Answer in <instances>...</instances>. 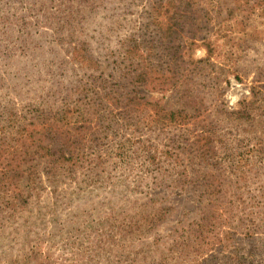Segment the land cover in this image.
Masks as SVG:
<instances>
[{"label":"rangeland","instance_id":"rangeland-1","mask_svg":"<svg viewBox=\"0 0 264 264\" xmlns=\"http://www.w3.org/2000/svg\"><path fill=\"white\" fill-rule=\"evenodd\" d=\"M155 1L0 0V191L27 199L0 202V264H264V0H190L175 59L154 36ZM166 1L151 16L174 14ZM240 2L248 13L232 15ZM204 35L218 46L210 64L198 63ZM130 41H144L147 84L116 64ZM81 42L119 101L75 92L97 77L71 62ZM173 66L177 89L156 82ZM160 109L189 122L166 127ZM48 150L68 160L51 164ZM151 201L172 208L157 227L144 220ZM210 215L205 243L174 247L176 231Z\"/></svg>","mask_w":264,"mask_h":264},{"label":"trees","instance_id":"trees-1","mask_svg":"<svg viewBox=\"0 0 264 264\" xmlns=\"http://www.w3.org/2000/svg\"><path fill=\"white\" fill-rule=\"evenodd\" d=\"M18 1H23V0H18ZM167 2L168 0L166 1V3ZM153 3L155 5L154 7L151 8V10H149V13H150L149 19H151L152 24L153 25L156 24L158 28V32L155 31L156 33L154 34V36L158 37V41L165 40V38H168V43H166L165 45L168 49L171 48V56L173 59H175L177 56L176 51L179 52V47L177 46L172 47V46H173V43L177 41L176 37L180 35L183 29V25L185 23L184 21L181 20L182 16H184L182 15V13H185V14L188 13V9L191 8L192 2L190 0H171L168 5H171V7H173L176 10L174 11V14H172L171 16H169V18H167V20L166 19L161 20L155 16H151L152 13H158V10L162 9L164 0H156ZM176 4H179V5L184 4L185 5L184 11L183 12L180 11L182 6L178 7L176 6ZM241 4L244 7H241ZM241 4L240 5L238 4V6L236 5L234 9H230L232 12V15L240 11L245 12L243 10L245 7H246V13H248L247 10L250 8L248 6L249 3L244 2ZM165 14L167 16L168 12H166ZM232 19H235V20L234 21L231 19H227V20L232 21V26L234 25V29H236V26L238 27L241 26L240 27L241 29L245 27L244 24L241 22L242 19H239L238 17L232 18ZM81 33H84V32H81ZM170 41L173 43H170ZM125 42H124V45H125ZM153 42L151 41V45L145 46L146 51L149 52V51L155 50ZM141 44H144V41H140L139 43L130 41L128 45H125V49H123V59L116 64L123 66V69H122L123 76H124L123 78H133L134 80H136V83L138 82L139 84H144V83L147 84L150 77L153 78L154 76L153 74L155 73V70L152 69V67H150V63L148 62L147 58H143L144 55L140 54ZM193 44L194 42L190 43V47H192ZM200 46L206 50V57L198 61V63L210 64L211 59L215 56L218 46L217 45L213 46V42L208 37V35H204V37H202V43ZM70 55H71V62L76 64L80 71L85 72V74L89 72L91 76L94 74L97 75V77L92 78L91 80L92 82L90 83L91 85H88L87 83H85V85L79 84V86L76 87L77 89L75 88L76 90L75 92H77V95H79L81 99L86 101L89 97V93L99 96V92L97 91V89L101 91L103 89L105 91V94H104L105 97L111 102L120 100V96H116V92H114L113 90L114 86L111 85L108 82V80H104L103 78L104 72L99 74V72H101L100 70H101L102 64L99 62V59L97 58V53L93 47V44H90L88 42H81L78 48H75ZM191 60L192 59H190V63H191ZM125 63H127V67L126 66L124 67ZM173 67L176 68L175 66ZM177 70H178L177 68H176V71L172 70L169 77H160L156 79V82H158L162 86L164 85L169 86V88H171V86L176 85L175 87L176 89L179 86H181V84L185 85L186 82L182 81V75ZM98 80H102L103 83H101ZM181 91H183V93H187L189 89L183 86ZM85 95L88 96L87 99L86 97H84ZM128 99H129V102H133L134 100V99H131L130 95H128ZM185 106L190 107L191 103H185ZM188 115L189 114L185 113V109L178 110L176 112H169V113H167L163 109H160V111L157 113V118L160 119V122H162L163 124L166 122V125H165L166 127H168L169 125L171 126L175 125L178 127H182V126H185V124L189 122L190 117ZM237 115L238 117L240 116L244 119L245 118L248 119L247 117H245L246 113L242 114L238 112ZM50 130L51 128L49 129V131ZM21 133L22 135H25L26 133H29V129L28 130L24 129ZM28 135L31 137L30 133ZM205 138L206 137H197L194 143V146L197 145L200 140H204ZM5 146H9V144H5ZM48 151L50 152L49 154L51 158L50 163L56 164L57 163L56 158L58 157L57 156L58 151H50V150ZM58 153L60 154L59 161L68 160L66 159V157H64L65 156L64 152L59 151ZM206 153H209V150H207ZM203 155L204 154L201 153L200 157H202V159L204 160L206 159V157H204ZM169 158L175 160V164L178 165V161L180 159L178 154L170 152ZM8 169L11 170L10 168ZM9 172L10 171H6V170L0 171V176L1 177L7 176ZM33 176H34V173L31 172L28 177V180L31 184L34 182ZM16 177H18V173L15 175V178ZM0 190H1V187H0ZM214 192H216V189H213L211 191V193H214ZM3 194L4 193L0 191V202L3 203L4 207L11 206L13 208H23L27 204V199L24 197V194H22L21 192L19 194H16L14 197L12 196L11 198L17 202L10 201V199L6 198L8 193L4 194L5 198L3 197ZM161 203L162 202L151 201V203H148V205L146 204L147 206H145L146 216L144 220L146 223H148V225L152 227L159 226L162 222L166 220L167 215H169L170 212L172 211L171 207H168L167 205H162ZM203 217L204 218H202L201 220L200 218L199 220L194 219L193 221L188 223V226H186L185 228L182 227L180 228L179 231L175 232L176 235L174 236L175 239L173 241L174 247H177V244H179L180 242L179 241L180 238H182V240L184 239L185 242L187 240V243L184 242L185 246H190L189 243L194 244L197 241H199L200 243L206 242L207 234H208L210 224H211L210 219L213 217V215H210V217L209 216H203ZM226 239L230 241L232 240V238L229 235L226 237ZM251 242H253V240ZM182 245L183 243L181 242L180 246Z\"/></svg>","mask_w":264,"mask_h":264}]
</instances>
